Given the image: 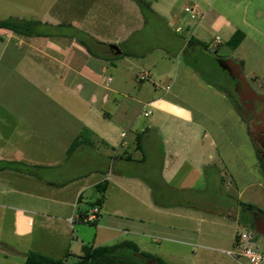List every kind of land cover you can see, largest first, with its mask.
Listing matches in <instances>:
<instances>
[{
	"label": "crops",
	"instance_id": "1",
	"mask_svg": "<svg viewBox=\"0 0 264 264\" xmlns=\"http://www.w3.org/2000/svg\"><path fill=\"white\" fill-rule=\"evenodd\" d=\"M181 1L151 0L148 12L174 22L177 36L181 29L201 41L189 20L178 14ZM189 1L195 12L205 15L204 7L215 0ZM232 4L239 2L222 0L220 9L224 12ZM217 12L209 27L226 34L224 41H215L217 46H228L227 40L239 29ZM9 17L43 24L35 26L40 35L31 36L0 28V83L5 85L0 89L5 109L0 123L5 128L0 138V161L5 166L0 173L5 172V197L19 198L18 205L8 199L0 205V264L11 260L25 264L29 251L55 259L68 251L66 263L75 261L90 238L85 225L92 223L81 219L99 200L90 245L129 240L165 260L166 249H150V238L187 244L176 238H207L208 231L201 228L207 224L214 229L213 240L232 251L235 234L242 228L239 221L248 216L240 210V198L264 210L256 192L247 194L250 185H241L229 202H209L204 208L199 207L200 192L195 205L189 206L177 202L174 193L194 189L203 167L213 170L215 180L217 157L228 156L218 136L203 141L209 129L202 127L211 111L200 108L185 92L201 88L198 83L203 82L215 91V102L228 100L234 113L235 107L222 89L206 83L196 60L167 64L163 54L151 57V51L137 47L135 41L121 48L142 30L145 14L133 0H0V20ZM243 33L235 49L247 37ZM213 41L202 42L209 46ZM189 49L209 51L196 44ZM232 60L246 78L242 61ZM123 62L140 63L149 84L135 86L132 72L120 68ZM158 65L164 67L161 74ZM142 72L134 74L135 81ZM82 132L81 143L67 152ZM206 178L212 179L209 174ZM102 183L103 192L97 189Z\"/></svg>",
	"mask_w": 264,
	"mask_h": 264
},
{
	"label": "rangeland",
	"instance_id": "2",
	"mask_svg": "<svg viewBox=\"0 0 264 264\" xmlns=\"http://www.w3.org/2000/svg\"><path fill=\"white\" fill-rule=\"evenodd\" d=\"M79 1L81 0H77L78 3ZM150 1L151 0H140L139 4L135 1L145 14L144 21L142 22V30L135 33L130 41L123 44L121 48L130 47V43L135 41L137 42V47L149 49V51H151V53H149L151 57L155 58L157 55L163 54L168 60L167 64L171 65L173 63L178 64L186 60L192 61L195 59L196 65L201 70L206 83H210L212 86H217L222 89L230 100H236L237 93L235 88H233L232 80L228 73L224 69H221L217 61V56L220 58H229L228 60L232 62V59L242 61V65H244L243 71L246 73L245 75H247L245 78L247 83L254 91L264 96V0L259 6L255 5V2L258 0H249V3L247 0L243 2L241 0H235L239 2V4H232V6L228 7L224 12L220 9L222 0H215L211 6L208 5L204 7L203 12L205 15L200 11L195 12V10L190 7L192 4L189 0H182L181 3L179 2L176 6L177 11H179L178 14L189 20L191 30L196 29L195 36L201 41L206 42L214 38V41L209 43V51H203L204 54L201 53L200 49H196L195 51L189 49V46H187V40L190 37L189 34H184L180 29L179 36H177L179 29H176L177 26L174 22L156 13L153 14L148 12L150 9L147 3ZM142 2L143 5L141 7L140 4ZM77 7L80 12V5ZM185 7L188 8V10H184L186 9ZM216 12L227 16V19L233 23L237 29L243 30L247 34L242 45L237 49L232 50L226 46V44L217 46L219 39L224 41L226 34L221 30H217L216 26L209 27L211 17ZM41 24L43 23L41 22ZM34 30L37 32L38 27H34ZM181 32L183 34H181ZM174 34L177 37H175ZM216 47H219V50L216 51ZM123 59H127V57ZM140 66V63L135 66H130L129 64H124V62L122 66H120L124 71L129 70L128 73L132 72L135 86L143 82L149 84L148 81H150L147 78L143 80L137 79L135 81L134 74L142 72ZM112 69L113 68L109 71L112 72ZM158 69L159 74L164 71V67L161 68V65H158ZM156 74H158V72H155V76ZM255 76L257 77L255 78ZM0 84V89H3L5 85L2 86V83ZM152 84L150 82L151 87ZM198 85L201 86V88H190L185 92V95L192 99L196 105H200V108L211 111L202 127L209 129V134L203 137V141L209 142L214 136H218V141L226 144L228 156L222 159L217 157L216 166L218 167V176L215 180L213 179V170L211 168L209 169V167L206 169L203 167L202 175L195 180L196 187L194 189L191 191H174L178 198L177 202L181 201L180 204H184L185 206H189V204L195 205V201L200 198L201 202L199 207L202 208L206 207L205 205L209 202H211L212 205L215 202L220 204V202L224 200L229 202L231 197L236 198L241 185L248 184L250 186L247 194L256 192L260 201H264V158L259 159L256 148L254 149L252 146L254 143L248 135L251 128L250 120L244 117V114L236 110V108H234V113L228 100L222 102H217L216 100L215 102L213 100L215 91H212L213 89L211 87V89H207L203 82H201V84L198 83ZM0 93H2V91ZM3 112L5 114V109L3 110L0 102V123L2 117H4ZM4 133L5 128H1L0 126V138ZM230 146L231 148H229ZM111 163L113 164V161H110V164ZM3 166H5L4 162L0 161V167ZM125 169L129 171V168ZM208 174L212 178L211 180H206ZM198 192L201 193L199 198L196 196ZM194 198L196 200H193ZM7 199L14 201L10 203L17 204L19 198L17 196L5 197V172H1L0 205L7 203ZM249 200H253V198L250 197ZM240 201L242 203L252 204V202L241 200V198ZM259 203L261 204V202ZM252 205L256 206L255 204ZM10 220V217L6 219L4 226L5 233H7L6 229L8 223L10 224ZM85 226L88 231L87 234L90 237L88 238V245H90L93 236L90 234L93 233L95 225L86 224ZM201 228L204 231H208L209 235L207 238H205V236L199 237L196 234L197 237L192 239L177 237L176 239L179 241L181 239L188 241L187 244H183L180 242L167 241L164 237L154 236L148 240V245L150 249L157 252L166 249L167 254L164 261L167 264H239L229 255L225 254L227 250V248H225L226 245H221L224 249L216 248L221 246L217 244L218 242L213 240L214 229L211 230L210 225L207 226V224H202ZM242 228L239 227L238 230ZM256 239V248L259 250L264 249V236L256 233ZM227 247H229V249L232 248H230V246ZM220 250H224V252H220ZM7 264H18V261L11 260ZM148 264L151 263L149 262Z\"/></svg>",
	"mask_w": 264,
	"mask_h": 264
},
{
	"label": "trees",
	"instance_id": "3",
	"mask_svg": "<svg viewBox=\"0 0 264 264\" xmlns=\"http://www.w3.org/2000/svg\"><path fill=\"white\" fill-rule=\"evenodd\" d=\"M135 1L139 4L140 0ZM140 5L142 7L143 2ZM38 24H41V22L13 17L0 20V28L8 29L17 35L24 36L40 35L34 30V27ZM243 38V31L236 30L226 43L230 48L235 49ZM194 44L201 45L202 49L205 50L208 48L206 43L190 36L187 40V46H192ZM218 58L220 57L217 56V59ZM231 101L232 103L234 102V100ZM83 132L71 142L67 152H71L77 144L81 143ZM138 142L137 145L139 144ZM258 157L259 159H262L260 154H258ZM105 187L104 183L97 185V189L101 192L105 190ZM96 204H100V200L97 201ZM239 205L241 212L250 213L255 210L261 211L260 208L249 203L240 202ZM239 223L242 227L252 228L247 218L245 220L241 219ZM124 250L128 251V253L125 254ZM81 251L80 255L75 256L76 260L71 263H66V257L71 256L68 251L64 254L63 258L59 259H55L35 251H29L26 253L25 264H148L149 262L151 264H167L160 257L140 250L134 242L129 240L98 246L84 244L81 247Z\"/></svg>",
	"mask_w": 264,
	"mask_h": 264
},
{
	"label": "flooded vegetation",
	"instance_id": "4",
	"mask_svg": "<svg viewBox=\"0 0 264 264\" xmlns=\"http://www.w3.org/2000/svg\"><path fill=\"white\" fill-rule=\"evenodd\" d=\"M230 73L225 70L232 80L233 88L237 93V98L234 100L233 105L236 110L242 112L244 117H247L250 122L249 136L254 143V146L261 155L263 147L259 141L264 143V120L262 112L264 111V96L257 93L252 95L249 87L241 80L240 75L234 68H230ZM260 95V96H259ZM254 139H257L256 142ZM262 157V156H261ZM264 158V157H262ZM247 220L249 221L255 233L264 236V211L255 210L248 212Z\"/></svg>",
	"mask_w": 264,
	"mask_h": 264
},
{
	"label": "built area",
	"instance_id": "5",
	"mask_svg": "<svg viewBox=\"0 0 264 264\" xmlns=\"http://www.w3.org/2000/svg\"><path fill=\"white\" fill-rule=\"evenodd\" d=\"M185 10H188V8ZM146 77L147 74L145 73L139 75V79L141 80ZM147 114L148 112H144V115ZM99 214L100 206L95 203L91 206L90 211L87 212L81 220L83 222L93 223L97 220ZM68 221L72 224L75 221V217L71 216ZM256 241V233L250 228L243 227L235 234L234 249L232 251H225V253L232 256L241 264H264V249H257L255 245Z\"/></svg>",
	"mask_w": 264,
	"mask_h": 264
},
{
	"label": "water",
	"instance_id": "6",
	"mask_svg": "<svg viewBox=\"0 0 264 264\" xmlns=\"http://www.w3.org/2000/svg\"><path fill=\"white\" fill-rule=\"evenodd\" d=\"M111 48L112 49H115V50H117V46L116 45H111ZM218 61V63H219V65H220V67L221 68H223V69H225V70H227L229 73H230V71H231V69L230 68H234L239 74H241V71H240V66H239V64H237V63H235L234 61V63L232 62V61H229V60H227V59H218L217 60ZM240 78H241V80H243V82L249 87V89H250V93L253 95H257V93L249 86V84L247 83V81H246V79L244 78V76H243V74H241L240 75ZM260 96V95H259ZM262 117H263V120H264V111L262 112ZM264 138V137H263ZM256 140L257 139H254V141L256 142ZM259 144H261V146L263 147V152L261 153V156L262 157H264V143L261 141H259Z\"/></svg>",
	"mask_w": 264,
	"mask_h": 264
}]
</instances>
